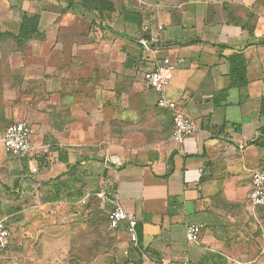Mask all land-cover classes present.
Returning a JSON list of instances; mask_svg holds the SVG:
<instances>
[{"label":"crops","instance_id":"crops-1","mask_svg":"<svg viewBox=\"0 0 264 264\" xmlns=\"http://www.w3.org/2000/svg\"><path fill=\"white\" fill-rule=\"evenodd\" d=\"M89 1L0 0V132L35 131L28 158L0 144L7 264H59L45 240L68 230L75 247V230L97 211L108 222L115 198L138 221L136 264H264V208L248 204L264 171V0H100L99 21ZM24 18L37 19L29 38ZM164 57L176 67L168 98L196 128L183 143L144 80ZM242 68L246 84L233 85ZM192 223L204 224L194 245ZM112 234L90 264H127L125 226Z\"/></svg>","mask_w":264,"mask_h":264},{"label":"built area","instance_id":"built-area-1","mask_svg":"<svg viewBox=\"0 0 264 264\" xmlns=\"http://www.w3.org/2000/svg\"><path fill=\"white\" fill-rule=\"evenodd\" d=\"M164 30L158 27V33ZM151 44H161L160 34L151 36ZM157 49L155 52L157 53ZM176 67L169 57L162 58L156 66L145 74L144 80L148 89L156 95L157 107L173 113V130L171 138L177 143H183L195 133V124L187 117L179 105L168 98L167 89L171 76ZM34 128L26 121H19L7 126L4 132H0V144L5 151L14 157L28 158L34 151ZM120 165L119 162L116 161ZM36 172V169L33 170ZM103 203L107 202L105 194H100ZM113 209L109 213V224L113 230H119L125 226L129 239V247L123 251L127 264H136L133 254L141 252L138 221L133 213L127 212L119 203L118 198L113 200ZM248 204L252 209L264 207V171H255L252 175V190L248 196ZM204 228L202 223H192L187 227L186 237L189 244H197ZM11 229L7 220L0 219V250H7L11 243ZM151 264H169L164 257L154 260ZM232 264H255L252 261H233Z\"/></svg>","mask_w":264,"mask_h":264},{"label":"rangeland","instance_id":"rangeland-1","mask_svg":"<svg viewBox=\"0 0 264 264\" xmlns=\"http://www.w3.org/2000/svg\"><path fill=\"white\" fill-rule=\"evenodd\" d=\"M91 12L93 21L101 20L99 12H96V14H94V11ZM136 22L138 21L136 20ZM154 22L156 24V28L158 29L159 25L157 24V21ZM261 143H264V138L262 139ZM263 208L264 207H259L258 209ZM111 232L112 230H110L109 227L108 229H106L105 225H102V219L99 216L95 218L90 217L89 221H87L86 223L85 229L77 228V230H75V247L72 246L71 237H68V235L72 234V232L68 230H61V236L58 240L59 245L56 244L57 240L48 239L45 240L44 248L50 251L57 248L59 249V264H90L98 256V254L103 251V248L104 251H107L111 250L113 245H115L113 241H116V238H113V234ZM19 257L21 259V262H25L24 264H37L39 263L41 258L44 261V264L51 263L49 259L51 257V254H45L43 255V257L22 254ZM31 258L33 259V261L31 260ZM17 260L18 259L14 261L19 264ZM14 261L12 260V262ZM0 264H7L6 254L2 252H0Z\"/></svg>","mask_w":264,"mask_h":264},{"label":"trees","instance_id":"trees-1","mask_svg":"<svg viewBox=\"0 0 264 264\" xmlns=\"http://www.w3.org/2000/svg\"><path fill=\"white\" fill-rule=\"evenodd\" d=\"M99 3H100V0H90L87 3L86 8L90 9L91 11H96V12L100 13L101 11H100V7H99V5H100ZM36 21H37L36 18L35 19L24 18L23 25H22V34L23 35L28 34L27 37L29 38V34H30V30L31 29L28 28V27H30V25L32 23L34 24V22L37 23ZM233 80L235 81L233 83V85H238L239 83L243 84V85L246 84V71H245V69H243V68L242 69H235L233 71ZM262 114L264 115V98L262 100ZM260 133H261V138L260 139L262 140L264 138V129L261 130ZM262 145H264V143ZM98 216L102 219V225H105L106 229H108V227H109L110 230L115 231V230L110 228L109 218H108V222H106L105 217L102 216L99 211L94 212L92 214L91 218H95V217H98ZM91 221H92V219H91Z\"/></svg>","mask_w":264,"mask_h":264}]
</instances>
